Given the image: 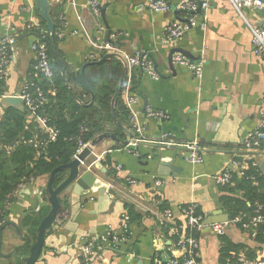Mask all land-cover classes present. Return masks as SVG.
Wrapping results in <instances>:
<instances>
[{"label": "crops", "instance_id": "crops-1", "mask_svg": "<svg viewBox=\"0 0 264 264\" xmlns=\"http://www.w3.org/2000/svg\"><path fill=\"white\" fill-rule=\"evenodd\" d=\"M49 1L61 26L56 49L72 71L83 73L84 65L97 57L95 45L113 37L122 53L139 52L149 58L158 78L135 68L139 101L134 108L146 126L145 140L132 147V152L133 133L128 122L122 124L124 131L107 130L121 142L106 139L89 157L90 162L100 161L104 169L91 168L107 184L105 194L74 195L72 186L62 191V210L45 233L34 264H82L81 246L94 237L121 232L125 205L140 215L130 223L128 238L112 242L111 247L97 242L86 264H153L155 253L165 254L169 245L162 219L165 205L179 215V207L194 203L204 219L227 213L220 202L225 192L213 175L243 155L242 141L257 125L263 107L264 59L253 52L250 30L227 0L211 1L206 9L197 8L193 13L180 8L181 0H165L170 6L165 12L151 11L147 0H95L105 9L106 25L99 10H89L93 0ZM34 2L0 0V39L10 33L16 36L13 60L0 87L3 95H19L28 77L33 62L29 44L36 36L27 25L36 22L40 27L41 23ZM243 14L254 26L264 24L263 10L245 9ZM185 19L193 22L186 33L178 40L166 41L165 26ZM41 30L45 32L46 24ZM174 52L200 61V75L170 64ZM119 61L123 71L124 62ZM146 104L165 117L146 118ZM2 112L0 106V117ZM127 132L131 135L124 144ZM163 134L171 144L162 142ZM190 140L200 145L201 163L191 165L184 158L183 145ZM254 159L260 168L264 155ZM260 170L264 175V169ZM128 178L133 179L132 184ZM47 179L37 178L21 186L8 206L4 217L8 224L0 231V264H22V257L28 255L29 247L24 245L27 240L33 242L28 230L49 208L46 196H38ZM160 179L163 183L159 186L156 181ZM257 204L248 213H253ZM196 237L200 264H230L220 260L224 238L244 246L237 256L250 249L254 257H264V243L255 239L253 229L237 224H229L222 236L205 227Z\"/></svg>", "mask_w": 264, "mask_h": 264}, {"label": "trees", "instance_id": "trees-1", "mask_svg": "<svg viewBox=\"0 0 264 264\" xmlns=\"http://www.w3.org/2000/svg\"><path fill=\"white\" fill-rule=\"evenodd\" d=\"M57 14L56 8L51 6L49 16L55 28V44L59 40L58 34L61 30ZM39 26L45 28V21L42 17ZM34 32L35 29L32 30V33ZM45 41L48 46L53 77L51 80L42 78L40 84L45 92L51 87H55L56 91L54 95H47V102L35 113L45 117L46 127L52 128L55 135L49 138L44 129L41 128L38 131L36 122L28 119L25 107L22 109L11 106L3 108L0 117V221L4 220L6 210L21 186L37 178H48L53 169L70 162L79 141L89 142L94 136L109 128L114 132L124 131L122 124L128 119V110L122 93L115 97L112 104V98L122 74V65L118 59L113 56L105 57V52H101L98 58L90 59L84 65L81 74L80 71H72L60 58L65 81L70 84L68 88L62 78L48 33H46ZM136 87L137 80L134 73L131 81L132 92H135ZM89 90L93 93V101L90 105ZM36 132L42 140L38 148L30 142ZM4 146H12V148L6 151ZM63 175V169L57 170L52 185L56 186ZM251 176L255 177L256 183ZM219 187L225 192L221 195L220 202L229 218L241 212H252L254 203L261 206L264 214V175L258 165L249 164L242 176L232 174L231 182ZM124 209L128 217L127 224L130 225L131 222L140 218L132 207L125 205ZM41 213L45 214L44 211ZM196 214H200L198 209ZM183 220V217L177 218L178 222ZM38 221L32 223L28 230L32 235V240L35 237ZM163 225L168 232L170 225H165V223ZM184 232L188 233L187 227L184 228ZM255 236L257 241L264 243L263 225L256 227ZM223 241L220 260L223 263H234L239 250L244 249V246L233 244L226 238ZM26 242L24 247L27 245L29 247V240ZM245 255L255 258V253L250 249L245 251Z\"/></svg>", "mask_w": 264, "mask_h": 264}, {"label": "built area", "instance_id": "built-area-1", "mask_svg": "<svg viewBox=\"0 0 264 264\" xmlns=\"http://www.w3.org/2000/svg\"><path fill=\"white\" fill-rule=\"evenodd\" d=\"M214 0H181L180 8L190 13L200 6L201 9H206L209 3ZM235 9L236 13L243 19L244 23L248 27L251 33V42L253 45V52L264 59V24L261 26H254L250 24L243 11L245 9H257L264 11L263 0H227ZM90 7L97 10L96 1L93 0L90 3ZM148 7L153 12H165L170 9L169 4L165 0H147ZM193 22L189 19L183 21L173 20L167 24L164 28V39L166 41H175L181 38ZM27 27L31 30L38 28L36 22H30ZM14 34H6L0 39V87L5 81L8 74V66L13 60V45L15 43ZM46 33L41 30L38 36L29 44V49L33 54V62L28 72V77L25 80L23 87L19 93V97L22 98L23 106L27 111V117L33 120L37 124V130L44 129L49 135V138H53L55 132L52 128L46 127V119L44 116L37 115L35 112L44 103L47 102V95L55 94V87H51L47 92L44 91L40 84L42 78L51 80L53 77V69L51 66L50 57L48 54V46L45 41ZM95 47L98 50V58L101 52L105 54H113L116 59L124 62L126 67L125 77L122 83L121 93L125 102V106L128 110V127L133 133V140L129 146V151L133 152L134 147L138 142L145 140V125L139 120V112L134 108V105L139 101V96L132 92L131 81L132 76L135 73V68H139L141 71L150 75L153 79L158 78V73L155 71L151 60L139 52H135L132 55L124 54L120 51V48L114 43V38L102 41L96 44ZM92 58V59H94ZM170 61L173 65H182L188 68L195 76H199L202 71V64L200 61L194 62L189 60L180 52H174L171 54ZM4 96L2 93L0 97ZM144 114L146 118L161 119L165 117V114L154 109L150 104L144 106ZM162 142L166 145L171 144L168 141L167 134H163ZM30 142L35 148H38L42 140L38 137L36 132ZM88 142L82 143L79 141L78 147L73 154V158L81 152L83 147ZM185 148V160L191 164H198L202 162L201 148L197 140H190L184 143ZM6 151H10L12 146H4ZM243 155L233 158L230 161L229 166L217 171L213 175L215 183L219 186H224L231 182L232 174L242 176L244 171L248 168L249 164L257 166V162L254 159L257 156L264 155V97L263 107L258 113V120L256 127L250 131L242 141ZM250 162V163H249ZM119 168V167H118ZM251 179L256 183L255 177L251 176ZM129 184L133 183V179L128 178ZM163 181L157 180L156 184L161 185ZM196 205L189 203L185 207H179V215L174 213L169 207H166L162 211V219L165 225H170L168 228V241L167 252L160 254L156 252L152 257L153 264H200L198 258V243L197 234L201 229L205 228L203 224L204 217L201 214H196ZM183 217L182 222H178L177 218ZM127 215H122L121 232L119 234L107 233L100 238L90 239L86 245L80 247L79 256L83 257L82 264H86L89 257L93 254V249L97 242H101L105 247H111L112 242H121L128 238L129 224H127ZM4 223L0 221V226ZM229 224H237L243 229H253L254 233L258 225L264 226V214L259 204L253 213L241 212L236 214L233 218H228L225 222L213 223L207 226L210 231L217 236H222ZM188 228V233L184 232V228ZM168 257L167 261L164 258ZM230 264H264V257L249 258L244 254L236 256L234 263Z\"/></svg>", "mask_w": 264, "mask_h": 264}, {"label": "water", "instance_id": "water-1", "mask_svg": "<svg viewBox=\"0 0 264 264\" xmlns=\"http://www.w3.org/2000/svg\"><path fill=\"white\" fill-rule=\"evenodd\" d=\"M35 10L37 11L38 15L42 17L46 24V30L45 32L48 33L49 39L51 41L52 49L57 61V64L60 68L61 75L63 80L65 81L64 71L62 67V63L60 60V57L58 55L56 45L54 42V33L55 28L54 24L49 16V9L51 7V3L49 0H35L34 2ZM97 10L100 11L102 21L106 25V22L104 20V8L101 7V5H97ZM89 10L93 12L92 8L90 7ZM200 10V6H198V9ZM41 32V28H36L35 32L33 33L35 36H38ZM16 39V36L14 37ZM106 56H113V54H106ZM171 58V55H170ZM169 62L171 64V61L169 59ZM126 67H124L121 77L118 82V87L113 95L112 98V104L114 102L115 97L121 93L122 83L125 77ZM82 74V71H81ZM65 84L68 88H70V84L65 81ZM90 91V90H89ZM91 100L89 102V105L93 101V93L90 91ZM0 106L3 108L6 107H14L17 109L24 108L22 98L18 95H4L0 97ZM112 115L114 116V112L112 109ZM119 124V123H118ZM120 125V124H119ZM130 133L127 132V139L123 142L124 144H127L130 138ZM106 139H111L115 142H121L116 135L113 132L105 131L103 133H100L96 136H94L85 147L81 150V152L77 155L76 158H73L70 162L62 164L55 169L51 171V173L48 176L46 185L43 187L42 190L39 191L38 196L41 195L46 196V201L49 205L48 211L46 214L40 219L35 232V237L33 242L30 244L28 248V255L22 257L21 262L22 264H34L35 261L38 259L43 243H44V237L45 233L51 228V226L57 222V217L59 212L62 210V205L59 201V194L64 191L69 186H72L71 192L74 195H81V194H97L98 196H103L105 194L107 184L101 180L99 177H97L93 171L92 167L97 169H104L102 168V165L100 161H89V157L93 153L94 147H96L99 143ZM261 169H264V162L260 165ZM64 170V175L61 179V181L56 185H52L53 178L57 172V170ZM45 192V193H44ZM229 218L227 213H216L215 215L208 216L203 220L204 226H209L213 223H219V222H225ZM8 223H3L0 226V231L7 225ZM168 257L164 258V261H167Z\"/></svg>", "mask_w": 264, "mask_h": 264}]
</instances>
